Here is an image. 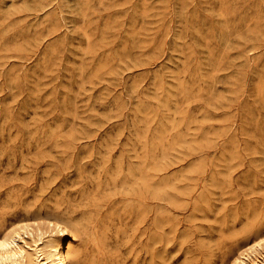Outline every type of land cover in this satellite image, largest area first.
Here are the masks:
<instances>
[{
	"label": "rangeland",
	"instance_id": "rangeland-1",
	"mask_svg": "<svg viewBox=\"0 0 264 264\" xmlns=\"http://www.w3.org/2000/svg\"><path fill=\"white\" fill-rule=\"evenodd\" d=\"M0 240L264 264V0H0Z\"/></svg>",
	"mask_w": 264,
	"mask_h": 264
},
{
	"label": "bare ground",
	"instance_id": "bare-ground-1",
	"mask_svg": "<svg viewBox=\"0 0 264 264\" xmlns=\"http://www.w3.org/2000/svg\"><path fill=\"white\" fill-rule=\"evenodd\" d=\"M62 235L64 234L62 233L61 236ZM11 244H13V242L10 243L7 240H0V250L7 249ZM251 253L252 252L242 255L241 258L236 259L233 264H247L249 262L253 264L254 261L251 257ZM46 261H48L46 264H68L66 254L60 248L56 249L52 254V258Z\"/></svg>",
	"mask_w": 264,
	"mask_h": 264
}]
</instances>
